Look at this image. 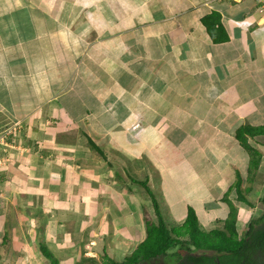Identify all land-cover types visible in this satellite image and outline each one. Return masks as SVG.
Returning a JSON list of instances; mask_svg holds the SVG:
<instances>
[{
	"label": "crops",
	"instance_id": "0c3cea01",
	"mask_svg": "<svg viewBox=\"0 0 264 264\" xmlns=\"http://www.w3.org/2000/svg\"><path fill=\"white\" fill-rule=\"evenodd\" d=\"M261 4L0 0V116L18 127L0 146V197L16 188L32 202L36 188H55L60 177L53 193L63 199L61 183L79 187L69 174L75 167L93 182L91 197L58 201L67 224L56 225L57 235L96 222L123 257L145 239L148 216L158 222L151 192L167 225L184 222L189 206L202 224L224 223L237 173L249 183L250 155L237 129L264 125ZM213 12L221 25L210 32L203 18ZM241 20L253 25L242 28ZM42 139L70 159L58 167L38 151Z\"/></svg>",
	"mask_w": 264,
	"mask_h": 264
},
{
	"label": "rangeland",
	"instance_id": "374dc122",
	"mask_svg": "<svg viewBox=\"0 0 264 264\" xmlns=\"http://www.w3.org/2000/svg\"><path fill=\"white\" fill-rule=\"evenodd\" d=\"M12 126L13 124L9 123L5 119L3 120L0 116V132H3L5 129L12 128ZM46 129L44 127V129L40 131L43 138L44 134H46ZM29 131L33 132L32 130L25 131V127L22 128V133H28L26 137H28V139L31 138L32 140L35 136L33 133L29 135ZM43 132L44 134H42ZM84 140H86L85 135L82 136V141ZM92 142L93 141L90 140L88 145L91 146L92 149H95ZM258 142L259 141H257V143ZM253 143L257 144L252 141V144ZM258 144L261 145L263 150L261 164L259 169L252 170L249 183L247 182L245 184L246 187H250V191L245 190V192L247 194V198L253 203V206L249 207L245 203H237L239 207V221L237 228L239 234L241 235L245 232L250 219L258 218L263 213L264 209V204L261 201L262 194H264V142H259ZM53 146L54 144L52 142H45V140L42 139V143L39 146L38 151L44 150L50 152L51 160H55L54 162L58 167L60 165H64V162L70 158L62 157L59 153L61 152V148ZM75 158H81V155H75ZM1 166L0 176H2L3 171V165ZM73 169L74 171L69 172V174H71L70 177L74 180L76 179L80 181L79 187L69 189L64 184L65 182L63 184L61 183L62 187L66 191L63 192V199L59 200L64 202L65 200L73 202V200L79 198L82 193H84L82 196L86 197V200H89L91 196L86 193V191L92 186L93 182L85 184L86 182L83 181L86 178H89L87 177V173L80 172L75 167H73ZM244 174L245 177L250 176L249 168L248 173L245 171ZM59 178L60 177H56L57 184L55 187L58 192H60ZM39 183L40 182L38 181L36 182L38 186L40 185ZM44 185L46 186H43L44 189L47 188V190L41 191L40 188H36V191L40 192H34L33 197H31L34 199L32 202L29 201L25 195H21L20 190H16V188L12 191L9 190L7 194L0 197V264H50V261L41 251V244L44 243L58 257L60 264H104L106 259L120 260L123 258L124 254L121 253L118 255V248H116L111 242V237H107L105 233L103 236L104 238L102 235H99L102 234V232L100 233V230H97L99 223L97 224L96 222H92L86 229L85 227H81L80 229L74 222L72 227H64L65 231H60L63 232L61 233L63 235L59 234L58 236L56 225L61 224L63 227L62 224H67L65 221L66 214L63 212V207L66 208V205H63L65 203H58V196L56 198V195L53 193V190L56 192L54 186H49L46 183H44ZM22 191L27 194L32 192V190ZM66 192L70 193L69 195L71 196V199L65 198L64 195ZM140 194L144 198H147V194L143 192V190ZM30 196L31 195H29V198ZM234 199L236 200V198ZM83 206L85 209L87 205ZM148 218H152L154 221L157 220L154 213L153 216H148ZM201 225L206 229L215 227L224 228V223L221 221L218 222L217 220H215V223L205 222L203 224L201 223ZM169 226L172 225L169 224ZM65 234L66 236L64 237ZM128 249L129 248L125 249L126 254L131 252V249ZM118 257L121 258L118 259ZM174 262V257H167L159 258L156 262L151 261L146 264H173Z\"/></svg>",
	"mask_w": 264,
	"mask_h": 264
},
{
	"label": "trees",
	"instance_id": "16d2710c",
	"mask_svg": "<svg viewBox=\"0 0 264 264\" xmlns=\"http://www.w3.org/2000/svg\"><path fill=\"white\" fill-rule=\"evenodd\" d=\"M203 22L208 31L213 32L216 25H221L220 14L213 12L206 15ZM262 134L264 125L244 124L236 132L240 144L250 155L248 179L251 178L253 169H259L263 157V152L249 138ZM92 144L96 147L93 142ZM143 185L151 192L147 182H143ZM245 190L250 191V187L245 186L238 172L236 182L226 191L224 198L230 207L228 217L224 220V228L215 227L210 230L203 228L193 206H189L184 222L174 226L167 225L151 192L158 222L146 219L145 239L122 259H106L104 264H146L167 257L175 258L173 264H264V209L258 218L250 219L242 235L237 228L236 204L253 206ZM231 192L235 193V202L229 198ZM261 201L264 204V194ZM41 251L50 264H60L58 257L45 243L41 244Z\"/></svg>",
	"mask_w": 264,
	"mask_h": 264
},
{
	"label": "built area",
	"instance_id": "2783aa9c",
	"mask_svg": "<svg viewBox=\"0 0 264 264\" xmlns=\"http://www.w3.org/2000/svg\"><path fill=\"white\" fill-rule=\"evenodd\" d=\"M259 11H260V13H262L264 15V0H262V4L259 6ZM239 23L240 24L241 23L246 24L248 22L247 21H241ZM17 131H18V127L15 126L12 128L5 129L3 132H0V146L1 145H9L8 136L15 134ZM1 151H2V149L0 147V166L4 163V156H2Z\"/></svg>",
	"mask_w": 264,
	"mask_h": 264
},
{
	"label": "clouds",
	"instance_id": "9594fccd",
	"mask_svg": "<svg viewBox=\"0 0 264 264\" xmlns=\"http://www.w3.org/2000/svg\"><path fill=\"white\" fill-rule=\"evenodd\" d=\"M241 21H247L248 23H244V24H240L239 22H241ZM241 21H237V24L240 26V27H242V28H247V27H249V26H251V25H253V22H250L251 20H241ZM250 22V23H249Z\"/></svg>",
	"mask_w": 264,
	"mask_h": 264
}]
</instances>
